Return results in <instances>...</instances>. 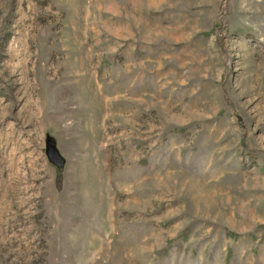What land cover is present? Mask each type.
<instances>
[{
	"label": "rangeland",
	"instance_id": "1",
	"mask_svg": "<svg viewBox=\"0 0 264 264\" xmlns=\"http://www.w3.org/2000/svg\"><path fill=\"white\" fill-rule=\"evenodd\" d=\"M0 264H264V0H0Z\"/></svg>",
	"mask_w": 264,
	"mask_h": 264
},
{
	"label": "water",
	"instance_id": "2",
	"mask_svg": "<svg viewBox=\"0 0 264 264\" xmlns=\"http://www.w3.org/2000/svg\"><path fill=\"white\" fill-rule=\"evenodd\" d=\"M45 153L49 160L54 164L60 165L62 163L61 155L59 154L54 142L50 139H47L46 141Z\"/></svg>",
	"mask_w": 264,
	"mask_h": 264
}]
</instances>
